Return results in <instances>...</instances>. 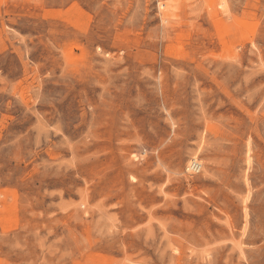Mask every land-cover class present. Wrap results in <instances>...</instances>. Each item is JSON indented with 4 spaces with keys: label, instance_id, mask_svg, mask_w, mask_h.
Wrapping results in <instances>:
<instances>
[{
    "label": "rangeland",
    "instance_id": "rangeland-1",
    "mask_svg": "<svg viewBox=\"0 0 264 264\" xmlns=\"http://www.w3.org/2000/svg\"><path fill=\"white\" fill-rule=\"evenodd\" d=\"M0 264H264V0H0Z\"/></svg>",
    "mask_w": 264,
    "mask_h": 264
},
{
    "label": "built area",
    "instance_id": "built-area-1",
    "mask_svg": "<svg viewBox=\"0 0 264 264\" xmlns=\"http://www.w3.org/2000/svg\"><path fill=\"white\" fill-rule=\"evenodd\" d=\"M190 172L192 173V174H199L200 172H201V170H202V166L200 165V163L199 162H193L192 164H191V166H190Z\"/></svg>",
    "mask_w": 264,
    "mask_h": 264
},
{
    "label": "bare ground",
    "instance_id": "bare-ground-1",
    "mask_svg": "<svg viewBox=\"0 0 264 264\" xmlns=\"http://www.w3.org/2000/svg\"><path fill=\"white\" fill-rule=\"evenodd\" d=\"M197 162V161H196ZM201 165V164H200ZM202 166V165H201Z\"/></svg>",
    "mask_w": 264,
    "mask_h": 264
}]
</instances>
